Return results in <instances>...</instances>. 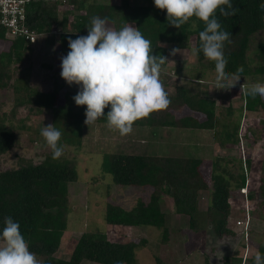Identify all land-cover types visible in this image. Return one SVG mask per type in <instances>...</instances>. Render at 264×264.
Returning a JSON list of instances; mask_svg holds the SVG:
<instances>
[{
  "label": "trees",
  "instance_id": "16d2710c",
  "mask_svg": "<svg viewBox=\"0 0 264 264\" xmlns=\"http://www.w3.org/2000/svg\"><path fill=\"white\" fill-rule=\"evenodd\" d=\"M143 1L145 3H139L140 0H31L26 8L24 23L38 33L36 43H29L24 36L9 35L0 24V43L8 45L5 51H0V90L11 89L13 104L8 119L5 114L0 116V158L18 143L14 126L7 124L13 118L16 108L26 107L34 114L49 111L51 123L62 132L59 143L64 146L80 147L83 132L88 127L83 123L86 106H77L72 99L76 91L67 89L63 102H60L58 96L61 83L54 82L51 90L43 91L31 85L28 75L13 78L11 66L21 62L26 51L39 46V39L46 51L58 43L61 52L67 53L68 38L87 35L90 18L99 16L106 17L108 23L117 30L126 23L137 27L151 41L153 54L167 57L168 47L189 49L192 36L195 38L193 50L199 46L198 34L204 29V22L192 17L180 28L170 26L166 20V10L157 9L153 0ZM232 3L238 9L235 15L225 18L219 15L218 10L216 13L222 28L231 33L232 42L226 43L224 48L228 60L225 71L232 76L242 67L240 76L251 77L257 83L264 80V41L250 50L253 36L264 29V11L259 8L264 0H232ZM167 63L166 60L162 65L163 78L160 79L171 103L165 110L154 111L147 118L138 119L133 126L211 130L213 137L221 138L220 147H227V142L232 146L238 144L241 138L238 133L240 120L231 127L230 123L221 125L219 122L222 117L233 116L236 109L229 105L224 109L227 115H223L218 110L215 98L208 95L209 90L196 89L193 85L179 81L168 84L165 80L167 76L164 75ZM192 63L190 72L185 73L187 70L183 71V67L175 71L182 82L185 74L188 82L203 83L206 72L215 71V63L207 60L202 52L198 58L195 56ZM240 97L243 104L237 109L240 111L239 116L242 110L264 112V98L257 96L252 99L242 90ZM107 111L106 108L105 114ZM95 124H107V120L101 118ZM21 128L26 127L22 125ZM36 133L40 143L47 146L40 135V129ZM202 162L203 159L196 156L104 153L101 170L111 175L114 184L151 188L149 198L139 200L130 209L107 202L105 221L110 225L155 226L160 229L161 243H166L174 231L170 227L168 214L161 207V197L166 195L172 201L170 213L187 216L188 226L193 232L199 233L210 225L219 237L234 235L228 227L232 212L229 198L231 189L240 190L245 187L247 166H239L240 172L234 174L226 166L221 167L218 164L220 159H216L211 166L209 184L201 172ZM247 162L249 166V160ZM262 172L257 193L264 204V162ZM77 177L75 161L64 155L52 159L50 148L37 163L29 158H20L15 167L0 169V232L4 227V218L11 216L20 224L21 234L28 242L29 250L36 253L43 264H136V249L146 244L145 238L112 241L105 232L99 230L82 232L69 256L56 255L66 237L70 209L69 183L77 180ZM96 179L93 177V180ZM203 191L207 192L209 198L204 212L199 209V196ZM245 197L252 198L253 195L246 194ZM257 249L264 253V241L258 244ZM253 254L245 258L224 255L223 264H253ZM154 259L156 264H169L159 256Z\"/></svg>",
  "mask_w": 264,
  "mask_h": 264
},
{
  "label": "rangeland",
  "instance_id": "374dc122",
  "mask_svg": "<svg viewBox=\"0 0 264 264\" xmlns=\"http://www.w3.org/2000/svg\"><path fill=\"white\" fill-rule=\"evenodd\" d=\"M139 3H145V1L140 0ZM108 26L114 28L111 23H108ZM194 39V36L190 38L189 49H180V53L175 55H169L173 48L168 47V63L164 69V75L167 76L165 80L169 82L168 84L179 81L185 85H193L196 89L209 90L208 95L215 98L218 110L223 115H227L224 109L229 105L236 109L233 116L222 117L219 122L221 125L230 123L231 127L240 120L238 133L241 138L238 144L232 146L227 142L225 144L227 147H220L221 138L213 137L211 130L133 126L130 134L121 136L118 131L110 130L107 124L90 125L83 132L80 147L64 146L63 155L75 161L78 177L77 180L69 183L70 209L67 215L66 237L56 253L58 257L69 256L78 236L90 230L103 231L107 238L118 242L145 238L146 244L136 249V264H156L155 256L163 258L169 264H223L224 255L232 256V258L249 257L256 251L258 244L264 241V204L259 200L257 193L263 174L264 112L242 110V115L239 116L240 111L238 110L243 104L239 85L228 90L217 89L215 71L206 72L203 83H194L196 85L192 84L193 81L188 82V76L185 74L183 82L176 76L177 68L180 70L183 67V71L187 70L185 73L190 72L195 58L193 55ZM261 41H264V29L253 36L250 51ZM38 43L39 46L26 51L21 62L11 66V74L13 78L28 75L27 78L31 85L43 91L51 90L54 82L61 83L58 101L63 102L67 89L78 91V85L70 86L60 76V57L67 53L61 52L58 43L54 48H49V51L42 48L40 39ZM7 47V43H0V51H5ZM231 79L232 76H228V80ZM254 82L251 77L241 76L242 85ZM259 83H264V80H260ZM11 97V89L0 90V116L5 114L7 119L13 106ZM49 123H51L49 111L34 114L30 113L26 107L16 108L13 118L11 117L7 124L14 126L18 143L0 158V169L15 167L20 158H29L33 163L41 161L43 155L49 151V147L40 143L39 138H36V132ZM22 125L26 128H21ZM108 152L200 157L203 159L201 172L209 184L212 175L211 166L216 159H220L218 164L221 167L226 166L230 171L233 170L234 174L240 172L239 166H247L246 169L244 168L247 177L244 192L246 191L253 197L246 198L239 189H231L229 201L232 212L228 227L234 235L226 234L219 237L210 225L199 233L190 230L188 217L170 213L171 198L163 195L161 207L168 214L170 227L174 228V231L171 232L168 242L161 243L160 229L155 226L110 225L105 221L104 211L107 202L130 209L139 200H147L151 193L150 187L114 184L111 175L101 170L103 154ZM93 177L98 179L93 180ZM208 202L207 192H201L200 211L206 210ZM246 211L249 212V223L248 229L244 230L243 225L236 226L235 222L236 220L244 221Z\"/></svg>",
  "mask_w": 264,
  "mask_h": 264
},
{
  "label": "clouds",
  "instance_id": "9594fccd",
  "mask_svg": "<svg viewBox=\"0 0 264 264\" xmlns=\"http://www.w3.org/2000/svg\"><path fill=\"white\" fill-rule=\"evenodd\" d=\"M153 2L157 9L166 10L170 26L180 28L192 17L204 22L205 27L198 34L199 46L194 48L193 55L198 58L202 52L207 60L215 63L217 89L228 90L239 85L246 96L264 98V83H240L242 67L231 74V80L225 71L228 60L224 48L232 42L231 33L222 28L216 13L218 10L225 18L235 15L238 9L232 0ZM259 8L264 11V3ZM68 48L67 54L60 57V76L68 85H78L72 99L77 106H86L83 122L86 126L106 118L110 130L125 136L131 133L135 121L147 118L154 111L165 110L171 103L160 79L162 65L168 58L153 54L151 41L132 24L126 23L117 30L108 26L106 17L93 16L87 35L69 37ZM176 53H180L179 48L171 49L169 55ZM40 135L51 149L52 159H59L64 154V145L59 143L62 132L49 123L41 128ZM245 187L240 191L246 195ZM243 229L247 230L248 226ZM0 264H43L29 250L20 224L11 216L4 218L0 232ZM253 264H264V253L259 249L253 254Z\"/></svg>",
  "mask_w": 264,
  "mask_h": 264
},
{
  "label": "built area",
  "instance_id": "2783aa9c",
  "mask_svg": "<svg viewBox=\"0 0 264 264\" xmlns=\"http://www.w3.org/2000/svg\"><path fill=\"white\" fill-rule=\"evenodd\" d=\"M31 0H0V24L7 30L9 35L24 36L29 43L37 40L38 33L25 25L27 6ZM249 217L246 213L244 221L236 220L237 225L247 228Z\"/></svg>",
  "mask_w": 264,
  "mask_h": 264
}]
</instances>
